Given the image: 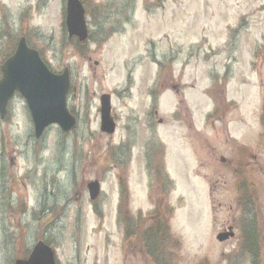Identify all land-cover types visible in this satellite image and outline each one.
<instances>
[{
	"label": "rangeland",
	"instance_id": "rangeland-1",
	"mask_svg": "<svg viewBox=\"0 0 264 264\" xmlns=\"http://www.w3.org/2000/svg\"><path fill=\"white\" fill-rule=\"evenodd\" d=\"M87 1L95 10L93 14L87 5L92 38L78 51L62 29V0H47L40 9L35 0H0V34L4 22L13 19L12 28L18 30L20 20L28 18L35 28L28 33L37 41L39 34L38 44L51 67L57 71L69 66L76 92L67 98V106L78 120L68 133L57 125L48 127L38 142L32 139L28 117L0 123V147L4 146L0 170L8 169L7 174L15 176L34 174L36 162L46 180V200L54 202L48 210L53 217L47 215L46 223L37 227L33 225L36 215L18 216L8 199L0 202V226L5 230L0 238V264H12L14 257L23 256L39 232L54 247L57 264H150L131 239L138 240L155 215L142 218V227L134 222L131 231L125 229L119 221L123 215L112 208L121 173L129 183L128 209L134 214L161 204L157 197L164 194L173 205L167 220L172 239L166 245L173 250L176 264H220L222 253L228 254L222 264H232L234 248L215 238L212 220L220 222L223 215L207 212V187L205 191L202 178L197 177L203 152L200 138L213 143L206 114L212 99L224 100L225 95L233 100L229 125L233 147L239 146L241 152L233 158L247 162L250 147L262 144L264 149L259 122L264 99V0ZM3 40L10 43L9 38ZM54 47H62L58 55ZM155 84L162 94L154 110L147 90ZM173 87L184 92L185 104L179 105L187 112L181 121L178 114L173 115L179 112L178 97L170 91ZM103 92L112 95L111 115L117 124L112 135L100 130ZM14 104L24 110V101L16 99ZM128 141L133 145L131 157ZM155 143L164 152L155 154L159 158L153 163ZM94 179L101 181L102 193L96 204H90L85 185ZM261 180L255 189L264 211V174ZM21 195L24 198V191ZM237 200L233 189V211L238 210ZM20 203L33 205V199ZM27 222L32 229L22 232Z\"/></svg>",
	"mask_w": 264,
	"mask_h": 264
},
{
	"label": "flooded vegetation",
	"instance_id": "flooded-vegetation-1",
	"mask_svg": "<svg viewBox=\"0 0 264 264\" xmlns=\"http://www.w3.org/2000/svg\"><path fill=\"white\" fill-rule=\"evenodd\" d=\"M42 4L43 2L41 0H35L36 8L40 9ZM12 24L13 19L4 22L3 30L1 31L2 34H0V69L4 61L13 57L19 42L24 40L27 47L37 52L40 60L48 70L56 75H61L66 68L69 73L68 75H70L69 80L71 81V88H69L68 96L75 93L76 89L72 91L74 88L69 66L63 65L62 68L57 71L51 67V63L45 58L43 50H41V46L38 44L39 37H36L38 38L37 41L28 33V30L34 27L29 25V19H21L18 30L13 29ZM4 37L10 39L9 44L3 42ZM5 45H8V47L5 48ZM61 50L62 47H54V52L57 55V51L60 53ZM212 87L214 86L211 85L209 89H212ZM172 89H174L173 91L176 97H178L177 111L179 112L177 113L179 115V121H181L185 112H187L185 107L181 108L179 105L185 104L184 92L181 91V93H179L176 87ZM73 95L75 96V94ZM223 96L224 100L220 97H214L211 101V106L209 105L207 121L213 130V143L207 137L200 138V145L203 152L199 154L201 170L198 171L200 175H197V177H201L204 187H207L205 199L207 212L212 216L216 215L217 212L223 215L220 222L214 219L212 221L213 225L216 227L215 236L218 243L231 244L234 248L232 251V264H264V211H262L260 207L259 197L255 189L257 181H262L261 177L264 174V149L262 144H256L250 147V150H248L249 161L247 162H241L238 157L233 158V154L237 155L241 153L238 149L239 146L237 147L235 145L233 147V136L230 135L231 131L229 130L230 123H233V100L230 101L225 98V95ZM16 99L24 101L21 93L17 89L13 90L7 104L6 115L4 117L0 116V123H4L11 119L13 120L14 117H22L23 115L30 118V112L27 106L23 105L24 110L19 111L14 104ZM261 107L264 111V99L262 100ZM153 114L157 115V112L153 111ZM207 121L205 123H207ZM158 122L161 123L162 120L159 119ZM31 133L33 137V130ZM32 139L36 140L34 137ZM141 142L142 144L144 143L146 149H148L145 141ZM261 146L262 149L257 150V148ZM1 150H4V146ZM36 151L37 150L34 149V152ZM148 151L150 152V149ZM35 154L36 153H34V155ZM1 157L2 152L0 154V158ZM13 164L14 160L11 165ZM33 168L34 174L27 171L24 175L20 174L16 176L8 175L6 172L8 169H5L4 172L0 170V202L8 199L10 206H12V211L18 216L19 214L23 215L24 213H28L39 217L42 213H45L46 205L50 206V203H47L46 200L45 177L43 173H38L37 170L39 169V165L36 162ZM233 189L238 193V210L236 211H233ZM22 191H24V198L21 195ZM258 192L260 193V190H258ZM126 196L129 199V196L125 193H123L122 196H117V201L112 207L117 213L123 209L124 206L121 204V200L125 202ZM27 198L33 199V205L20 203L22 199ZM158 199L161 204L157 205L158 207L156 206V211L161 212L163 209L167 208V204L164 195L160 196ZM104 207L107 209L110 208L108 203H105ZM93 209H95V207H93ZM15 216L13 217L15 218ZM33 225L37 227L38 222ZM23 229L24 230H21L22 232H25L26 229L30 231L32 229L31 223L27 222L26 227ZM4 231L5 230H2L0 226V238L5 235ZM37 232H39V230H37ZM39 233L40 236H36V241L44 237L42 232ZM36 241L34 242L33 239L31 244H33V242L35 244ZM227 255L228 254L224 253L221 254L220 258L222 260L220 264L225 262ZM125 258L127 257L125 256ZM204 264H206V262H204Z\"/></svg>",
	"mask_w": 264,
	"mask_h": 264
},
{
	"label": "water",
	"instance_id": "water-1",
	"mask_svg": "<svg viewBox=\"0 0 264 264\" xmlns=\"http://www.w3.org/2000/svg\"><path fill=\"white\" fill-rule=\"evenodd\" d=\"M66 25L70 36L77 35L84 40L87 35L85 10L79 0H67ZM3 79L0 81V112L5 113V106L13 90H19L30 110L35 129L39 137L46 127L58 124L63 132L75 126V118L66 108V95L69 90L68 73H51L40 60L35 50L29 49L24 40L18 50L1 66ZM110 99L101 97V130L112 134L115 124L110 116ZM91 198L99 192L97 181L88 184ZM14 264H55L54 253L50 246L40 241L33 248L27 259L16 260Z\"/></svg>",
	"mask_w": 264,
	"mask_h": 264
},
{
	"label": "trees",
	"instance_id": "trees-1",
	"mask_svg": "<svg viewBox=\"0 0 264 264\" xmlns=\"http://www.w3.org/2000/svg\"><path fill=\"white\" fill-rule=\"evenodd\" d=\"M93 14L95 10L92 6ZM262 124L264 127V113L261 116ZM171 210L168 211V216H170ZM155 222L149 223L145 228L143 227L138 238V242L143 245V248L151 256L155 264H166L172 262V254L167 253L166 243L170 242L172 236L170 235V229L167 223L168 219L163 218L162 212L154 211L152 213ZM167 218V217H166ZM138 223H141V218L139 217ZM143 226V222L141 227Z\"/></svg>",
	"mask_w": 264,
	"mask_h": 264
}]
</instances>
